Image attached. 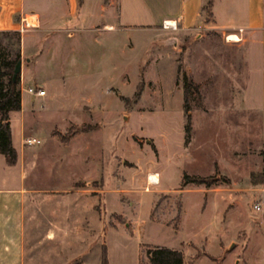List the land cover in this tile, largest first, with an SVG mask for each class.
Instances as JSON below:
<instances>
[{"label":"rangeland","instance_id":"rangeland-1","mask_svg":"<svg viewBox=\"0 0 264 264\" xmlns=\"http://www.w3.org/2000/svg\"><path fill=\"white\" fill-rule=\"evenodd\" d=\"M7 1L13 6L17 0ZM131 22L119 37L95 31L70 42L24 39L25 49L40 51L21 90L23 122L37 126L40 141L29 148L41 151L31 186L91 196L77 200V214L82 220L95 205L109 264L138 262L135 235L139 249L176 246L182 264H264V203L259 211L252 209L256 190L264 186V102L254 84L258 47L213 30L180 37L148 27L142 15ZM171 33L179 36L175 46L160 45ZM1 37L6 36L0 34L3 44ZM184 73L198 85L189 95L186 143ZM35 78L54 82L43 86L46 94L39 98L26 91ZM11 118L15 132L19 114ZM150 172L158 173L156 185L147 183ZM183 174L212 184L180 187ZM31 195V264H41V257L51 264L59 258L74 263V253L80 244L89 245L91 235L53 240L50 234L43 240L42 223L33 213L38 196ZM93 236L97 241L98 233Z\"/></svg>","mask_w":264,"mask_h":264},{"label":"crops","instance_id":"crops-1","mask_svg":"<svg viewBox=\"0 0 264 264\" xmlns=\"http://www.w3.org/2000/svg\"><path fill=\"white\" fill-rule=\"evenodd\" d=\"M205 2L206 0H17L16 4L11 6L7 0H0V32L18 33L19 58H22L18 76L20 109L13 111L19 114L15 132L11 118L13 112L8 115L11 144L16 151L15 164L7 165L0 154V264H31L27 250L31 232L28 204L33 201L32 193L38 196L35 200L38 209L33 213L37 214L39 224L42 223V226L39 225V232L42 233L43 240L52 238L50 234L54 235L53 240H57L56 237L60 238L61 235L90 234L89 245H79L74 253V256H78V260L71 264H100L101 244L105 246L107 264H109L108 247L103 243L105 228L98 225L99 214L94 210L95 205H89L91 210L89 215H85L88 213L80 215L82 220H79L77 214V200L91 196L76 191L68 194L70 190L52 188L47 190L41 186L38 188L31 186L32 166L37 165L38 153L41 151L37 148L35 150L38 151L30 150L29 148H34L33 145L22 144L25 137H32L38 141L39 139L35 134L37 126L34 123L25 125L23 122L25 111L21 90L22 83L27 81L28 68L37 61L40 51L37 52L33 47L25 49L24 39L35 40L37 37H44L43 39L46 40L47 37H59L62 41L70 42L79 34L95 31L99 36H104L103 33H112L113 37H119L120 29L130 25L133 18L141 15L149 23L146 24L148 27L177 32L180 37H189L193 33H196L194 37H198L200 30H213L221 37L228 38L232 35L241 37L236 40L237 42L242 41L244 37L247 44L255 43L259 49V66H257L259 78L254 84L259 85L260 98L264 102V0H212L208 17L201 12ZM163 21L173 23L175 29L161 28ZM178 35L171 33L164 37L176 38L179 37ZM95 36L96 34L93 35ZM252 67L249 73L253 72ZM32 80L33 87L40 89H44L46 83H54L53 79L41 80V82L36 78ZM45 94L44 91L42 96ZM27 113L32 115L29 107ZM151 173L157 175V181L153 183L156 185L158 173L150 172L147 175ZM147 183L152 184L149 180ZM261 189L264 190V186L256 190L258 199ZM46 197L50 201L47 205L49 208L46 206ZM148 219L151 223L160 224L156 221L152 222L149 217ZM111 228L116 229V227ZM127 230L130 235L135 234L131 225ZM95 233H98V237L97 241L93 242ZM138 238L135 235L138 244L136 264H143L145 262L142 256L143 247L139 249ZM167 248L176 249V246ZM61 259H57L54 264H63L58 262ZM40 263L51 264L42 257ZM119 263L128 264L125 259Z\"/></svg>","mask_w":264,"mask_h":264},{"label":"trees","instance_id":"trees-1","mask_svg":"<svg viewBox=\"0 0 264 264\" xmlns=\"http://www.w3.org/2000/svg\"><path fill=\"white\" fill-rule=\"evenodd\" d=\"M212 0H206L201 8L205 17L209 16ZM5 43L0 41V154L3 156L7 165H13L16 162V151L11 144L10 128L8 115L10 112L20 109V90L18 87V76L14 81L11 80L13 65L19 58V37L17 32H0ZM182 110L184 114V142L186 143L190 136V104L189 95L192 91L198 92V85L194 84L183 74L182 80ZM84 129V128H83ZM259 176V175H258ZM260 183L264 176L260 175ZM191 183L194 185H204L208 187L212 181L199 176H190L183 174L180 180V187ZM145 264H182L183 256L179 250L161 246L145 245L143 247ZM100 264H107L105 246L101 245Z\"/></svg>","mask_w":264,"mask_h":264},{"label":"built area","instance_id":"built-area-1","mask_svg":"<svg viewBox=\"0 0 264 264\" xmlns=\"http://www.w3.org/2000/svg\"><path fill=\"white\" fill-rule=\"evenodd\" d=\"M160 27L163 28V29H175V25L173 23H169V22H166V21H163L161 23ZM26 91L29 94H32L34 96H42L44 94V90L43 89L36 88V87H33V86H28L26 88ZM38 143H39V141L37 139H35V138H32V137H25L22 140V144L26 145V146H31V145L38 144ZM263 202H264V190L261 189L258 201H254L252 203V209L254 211H259L260 207H261V204Z\"/></svg>","mask_w":264,"mask_h":264},{"label":"water","instance_id":"water-1","mask_svg":"<svg viewBox=\"0 0 264 264\" xmlns=\"http://www.w3.org/2000/svg\"><path fill=\"white\" fill-rule=\"evenodd\" d=\"M176 39L174 37H169L167 39H162L159 41L160 45H167L170 44L172 46H175ZM20 65H21V59L18 58L16 62L13 65L12 74H11V80L14 81L17 76H19L20 73ZM121 120H125V116L121 117ZM233 242H231L226 249L231 248L233 246Z\"/></svg>","mask_w":264,"mask_h":264},{"label":"bare ground","instance_id":"bare-ground-1","mask_svg":"<svg viewBox=\"0 0 264 264\" xmlns=\"http://www.w3.org/2000/svg\"><path fill=\"white\" fill-rule=\"evenodd\" d=\"M228 39H229V40H232V41H236V40H238V38L235 37L234 35L229 36ZM148 180H149V182H151V183H156V181H157V175H156L155 173H151V174L148 176Z\"/></svg>","mask_w":264,"mask_h":264}]
</instances>
